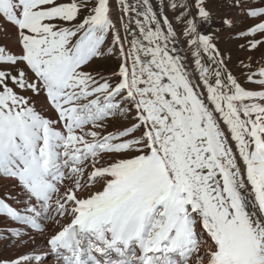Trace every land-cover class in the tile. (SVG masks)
I'll return each instance as SVG.
<instances>
[{
  "label": "snow or ice",
  "instance_id": "1",
  "mask_svg": "<svg viewBox=\"0 0 264 264\" xmlns=\"http://www.w3.org/2000/svg\"><path fill=\"white\" fill-rule=\"evenodd\" d=\"M217 2L257 18L236 36L264 47V6L172 2L194 78L152 0H118L116 19L111 0H0V181L24 193L22 209L0 197V220L27 229L0 241L67 216L47 240L63 264H264V66L246 77L261 90L229 69L216 40L236 17Z\"/></svg>",
  "mask_w": 264,
  "mask_h": 264
},
{
  "label": "rangeland",
  "instance_id": "2",
  "mask_svg": "<svg viewBox=\"0 0 264 264\" xmlns=\"http://www.w3.org/2000/svg\"><path fill=\"white\" fill-rule=\"evenodd\" d=\"M168 1H169V4H171L172 2H176L177 4H180L183 2V0H168ZM252 6L255 7V6H264V5H262L261 0H254V4H252ZM117 7H118L117 1L111 0V8L113 10L114 19H116L117 11L115 10L117 9ZM209 7L213 10L214 15L217 17L220 15H223L225 12H231L233 16H236L238 14L240 15V13H243L244 15H246L244 11L237 9V8H229L227 4L221 3V2L209 4ZM183 11L184 9H181V8H177L175 10L171 8V15L174 21L176 31L179 33L180 37L182 38L183 43H185V46H187L186 47L187 51L194 61V57L192 56V49L187 43V38L182 35V33L185 30V24L179 19V17ZM193 11H195V9H193ZM87 14H88V10L82 11L81 19H83ZM246 20H251L248 26L241 25L240 28L236 27L232 30L231 34L228 32L217 33L218 38L216 40V43L218 47L220 48L222 54L226 58L229 69L232 71L234 75H236L239 78L240 82L248 89L261 90L257 87V85L248 82L246 77L248 75H251L253 72H257L260 66H264V47H258L255 50L249 49L247 47L242 48L241 45L246 44V41L236 36V33H238L240 30L242 29L246 30L249 26H254L257 22H259L257 18H251V17H247ZM203 27L204 26H202V30H203ZM249 39H252V37H249ZM204 60L208 61L207 54H204ZM208 65L210 67H214V65H211L210 62H208ZM118 66H119V60L110 58L104 61H97L93 63L89 70L93 72H101L104 74H109L115 71L118 68ZM115 127H118V123L113 125V128ZM109 130H113V129L110 128ZM0 182L2 183L4 182L3 183L4 187L0 188V197L5 196V194H11L10 197H8L7 202L13 204V206L22 208L23 207L22 199L15 203L16 196H17V193H16L17 188L16 187L15 189L12 188V182H10L9 184L7 183L8 181L6 180L0 181ZM7 189L8 191H6ZM12 197H14L15 199L12 200ZM65 219L67 221H70L71 217H66ZM8 222L9 221L7 218H5L4 220H0V232H4L10 236V233H7V232H8V229L11 228L12 226H9L10 222L9 223ZM63 227L58 230L61 231ZM22 229H25V228H22ZM7 241H8V245L6 246L7 248L6 250L8 251L14 250L15 242L17 241V239L14 237H10V239ZM27 252L35 253L36 251L33 248H29ZM52 254L53 253L49 251L48 257H52ZM53 257H55V255H53Z\"/></svg>",
  "mask_w": 264,
  "mask_h": 264
},
{
  "label": "bare ground",
  "instance_id": "3",
  "mask_svg": "<svg viewBox=\"0 0 264 264\" xmlns=\"http://www.w3.org/2000/svg\"><path fill=\"white\" fill-rule=\"evenodd\" d=\"M116 1L118 4V0H116ZM152 2L154 4V6L158 9L159 14L161 15V19H162L163 15H167L169 17V19L174 24V21H173L172 15H171V7L169 6L170 4H169L168 0H152ZM252 4H254V0H245V8L252 6ZM115 11H117V13H116V18H117L118 16L121 15V13L119 12V5ZM235 17H236L237 28H240L241 25L248 26L249 22L251 21V20H246L248 16L246 17V15H244L243 13H240V15L238 14ZM174 27H175V25H174ZM121 31L123 34L122 29H121ZM259 38L263 39L264 36H259ZM176 46L180 50L181 54H183L187 57L186 64L188 65L189 69L193 71L194 78L197 77L199 74H198V71H196V69H195L194 61H193L192 57L189 55L187 48H186L187 46H185V43H183L182 38L180 37L179 33H178V42H177ZM197 82L199 83V81H197ZM10 182H12V188L15 189V187H13V185L15 184V181H8L7 183L9 184ZM3 183L0 182V188L4 187ZM9 190H10V188H9ZM6 191H8V189ZM16 193H17V196H16L15 203L20 201L21 199L24 200L23 191H21L19 188H17ZM66 217L61 219L59 224H56L54 222L45 221L44 223L46 224V228H45L43 235H40V234L36 233L35 230H32L34 242H30L27 245L21 244V245L17 246V241H16L15 246H14V250H12V251L6 250L7 249L6 246L8 245V241H0V257L12 259V258H17L21 254H32V253H28L27 250L29 248H33L36 251L35 254L41 255L42 259H41V261L33 260L32 264H63L62 260L57 259V254H55V253L52 254V257H48V253L50 251V248L47 245V240L52 235L57 234L60 231L58 229L62 228L63 226H65L71 222V219H70V221H67L65 219ZM8 221L10 222V223L8 222L10 224L9 226L21 227V228H25L24 230H27L25 226L19 225L18 222H16V221H11L9 219H8ZM4 223H5V221H4ZM2 252H4V253H2ZM45 255H47V256H45ZM53 255H55V257H53Z\"/></svg>",
  "mask_w": 264,
  "mask_h": 264
}]
</instances>
